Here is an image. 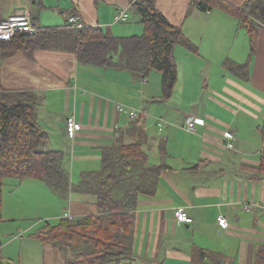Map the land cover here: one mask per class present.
<instances>
[{
  "label": "crops",
  "instance_id": "0c3cea01",
  "mask_svg": "<svg viewBox=\"0 0 264 264\" xmlns=\"http://www.w3.org/2000/svg\"><path fill=\"white\" fill-rule=\"evenodd\" d=\"M155 6L194 44L175 46L178 77L170 97L163 96L158 69L141 76L82 63L75 51L73 15L111 35L140 33L142 21H115L117 10L135 9L133 0H1L0 19L29 8L35 26L48 27V39L28 51L0 47V87L36 98V120L48 132L43 148L64 152L75 184L101 171L104 149L114 145L140 143L148 163L164 165L156 192L141 194L134 211L137 264H255L264 243V22L253 45L247 25L222 7L203 9L200 0H155ZM119 104L140 112L132 118ZM69 115L81 122L73 134L66 127ZM188 115L198 118L193 129L184 126ZM226 129L235 133L234 148L225 146ZM46 190L57 216L97 212L89 193ZM179 206L193 222L175 217ZM14 212L0 219L15 220ZM220 213L228 215L227 228L217 221ZM18 231L19 237L27 232L21 225Z\"/></svg>",
  "mask_w": 264,
  "mask_h": 264
},
{
  "label": "trees",
  "instance_id": "16d2710c",
  "mask_svg": "<svg viewBox=\"0 0 264 264\" xmlns=\"http://www.w3.org/2000/svg\"><path fill=\"white\" fill-rule=\"evenodd\" d=\"M133 3L144 24L142 33L111 35L101 26L84 25L75 30V51L82 63L126 68L141 76H148L152 69L160 70L163 96L168 98L178 77L175 46L180 43L193 49L194 44L180 25L172 23L155 6V0H133ZM200 6L203 9L219 6L237 16L247 25L255 45L264 22V0H246L239 5L229 0H200ZM47 29L0 39V47L27 51L39 47L48 39ZM229 64L238 71L246 69L233 61ZM0 92V203L7 178L22 181L35 177L61 195L75 190L89 193L95 198L97 212L73 218L64 216L58 224L46 220L34 234L65 254L66 261L61 264H132L136 256L134 211L138 198L156 192L164 165L148 163L146 150L140 143L114 145L104 149L103 169L86 173L75 184L64 167L62 150L35 148L36 143L48 138V132L36 120V98L25 91L3 87ZM2 244L0 237V248ZM255 264H264V243Z\"/></svg>",
  "mask_w": 264,
  "mask_h": 264
},
{
  "label": "rangeland",
  "instance_id": "374dc122",
  "mask_svg": "<svg viewBox=\"0 0 264 264\" xmlns=\"http://www.w3.org/2000/svg\"><path fill=\"white\" fill-rule=\"evenodd\" d=\"M130 11V19L128 21H121L120 23H139L138 21H141L140 15L136 10L134 11L133 9ZM142 25L144 27V24ZM65 27L70 26L61 25V28ZM143 30L140 31V33H142ZM107 32L112 34L110 29H107ZM155 71L158 70L156 69ZM43 144V141L36 143L35 148L41 149L43 148ZM29 179L30 178H27L21 182L18 179L14 180L7 178L5 181L6 185L4 187L3 200L0 203V215L2 214L4 219H6V212L11 210L15 211L14 215L17 218L15 220L0 219V235H3L0 236L3 241V246L0 248L1 264H59L58 262L62 259L63 255L65 257V254L61 251L62 254L57 252L59 251L57 249V251H51V247L40 239L35 238L37 236L34 234L36 229L42 226L46 220L58 224L59 220L64 217L63 214L57 216L55 213H52L54 212L52 205L54 202L49 197V192L46 189L51 188L53 191L56 190L45 182L41 183L37 180ZM33 181H36V183ZM12 182L14 186L9 185ZM56 193L61 195V193L57 191ZM68 198L67 196V199ZM68 205L69 200H67L66 208ZM19 225L23 226L24 230L27 231L22 237L18 235ZM35 225L36 227H34ZM5 232L9 233L8 236H6L7 233ZM9 236H18V242H7L6 239ZM31 236H34V238ZM62 261L65 262L66 258L62 259ZM136 262L137 261L134 260L132 264H137ZM98 264L111 263L102 262Z\"/></svg>",
  "mask_w": 264,
  "mask_h": 264
},
{
  "label": "built area",
  "instance_id": "2783aa9c",
  "mask_svg": "<svg viewBox=\"0 0 264 264\" xmlns=\"http://www.w3.org/2000/svg\"><path fill=\"white\" fill-rule=\"evenodd\" d=\"M130 13L127 9H119L115 13V21H126L128 20ZM33 12L29 8L17 10L10 15L3 17L0 19V39H11L15 35L24 32H36L39 30V27L35 26L33 20ZM69 23L72 26L77 28H81L84 26V23L80 21L78 15H73L69 18ZM118 108L122 112L130 113L132 118L138 116L140 110L138 109H130L125 104H119ZM197 117L193 115H188L184 126L188 129H193L195 127ZM164 120L160 121V126H163ZM81 122L77 121L74 115H69L67 117L66 127L67 130L73 134L76 132L78 128H80ZM224 141L225 146L234 148L235 147V133L231 129H226L224 131ZM175 217L181 221L193 222V217L189 214L188 210L184 206H179L174 211ZM66 217L73 218L74 215L71 212L65 213ZM217 221L222 228H227L230 223L228 219V215L226 213H220L217 217Z\"/></svg>",
  "mask_w": 264,
  "mask_h": 264
}]
</instances>
